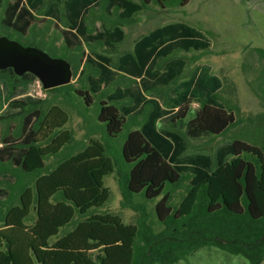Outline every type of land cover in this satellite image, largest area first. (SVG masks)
I'll list each match as a JSON object with an SVG mask.
<instances>
[{"label": "trees", "instance_id": "1", "mask_svg": "<svg viewBox=\"0 0 264 264\" xmlns=\"http://www.w3.org/2000/svg\"><path fill=\"white\" fill-rule=\"evenodd\" d=\"M60 1L61 9L53 1L43 11L45 0H0V31L43 35L44 28L35 29L36 13L63 21L65 28L58 36L52 33L50 40L42 41L58 47L72 75L79 74L74 81L44 88L51 99H15L10 105L17 111L0 116L9 123L21 120L24 132L18 142L8 134L1 136L0 174L12 180L0 181V264H174L211 246L259 264L264 259V129H260L264 114L258 116L256 126L259 142L234 138L213 155L183 156L187 136L222 135L236 122L234 111L202 102L182 132L158 127L168 110L155 99H145L140 93L133 95L130 107H123L117 98L124 91L116 87L114 97L107 95L119 72L135 78L150 74L155 58L167 62L166 70L143 88L169 89L186 65L185 59L171 55L178 50L205 51L210 42L203 32L183 21L159 25L120 55L116 69H111V57L87 54L84 63L94 66L95 74L86 73L85 67L78 69L74 60L82 46L80 35L88 38L86 15L97 5H104L109 17L119 10L111 26L105 23V15H96L104 29L92 40L110 46L124 37L122 20L129 21L150 5L183 7L189 0ZM60 37L62 42L57 44ZM255 51L264 62V48ZM200 53L191 61L200 58ZM0 77L15 88L35 75L16 74L6 67L0 68ZM258 89L264 102V82ZM72 93L82 97L85 105L97 96V120L105 126L99 139L90 137L82 147L66 127L68 112L54 101L68 99ZM189 104V99L179 104L174 119H185ZM111 173L117 176L122 206L140 213L134 223L101 209L110 195L104 177ZM178 190L184 194L176 200ZM137 193L145 199L161 195L155 204L163 225L160 231L147 222L143 206L131 203Z\"/></svg>", "mask_w": 264, "mask_h": 264}, {"label": "rangeland", "instance_id": "2", "mask_svg": "<svg viewBox=\"0 0 264 264\" xmlns=\"http://www.w3.org/2000/svg\"><path fill=\"white\" fill-rule=\"evenodd\" d=\"M11 1V0H9ZM57 2L58 10L62 8L60 0H45L47 3ZM154 6V5H153ZM97 11V10H96ZM98 13V12H96ZM50 15L36 13L35 29L44 28L46 33L32 36H22L13 30H1V35L19 41L25 46H35L51 57L61 58L62 53L58 47L44 43L43 38L50 40L52 33L59 35L60 28H64L63 21L59 19H48ZM94 20V19H93ZM190 23L200 31L210 42V46L200 53L199 51L179 52L177 56L184 58L195 56L200 53L196 62H189L186 69L169 89H155L145 91L138 80L122 74L118 76V82L109 87L107 94H115V87L120 89L129 88L132 92L144 91L146 99H155L162 107L168 110L158 120L159 128H178L185 131L186 121L194 115L202 102L221 107H227L234 111L236 122L231 125L222 135H205L196 138L187 136V148L183 156L193 154H211L222 145L230 143L234 138H242L250 143L259 142L256 135L259 124L258 116L264 114V102L259 97L258 86L263 84L262 67L264 62L258 57L255 48H264V0H189L183 7H167L163 10L154 8L143 10L133 17V22L124 25L126 37L123 42L117 43L113 48H106L102 43L83 44V47L75 51L74 60L78 63V69L86 68V73L95 74L96 69L89 63H84V54L92 51L103 53L112 57V68L115 69L117 56L124 50L132 48L133 41L142 33L166 22ZM99 27L100 22L90 23V27ZM35 36V37H33ZM36 38V39H35ZM57 44L61 40L55 41ZM63 58V57H62ZM14 73L22 74L18 68H12ZM24 73V72H23ZM71 77L70 81L78 78ZM57 83L44 81L45 87L57 86ZM51 93L45 92L42 82L35 75V78L26 83L12 88L6 79L0 77V116L15 113L17 108L10 105L15 99L32 100L48 97ZM106 97H104L105 99ZM190 100V111L182 120L174 119L178 105L184 100ZM90 105H85L82 97L75 95L68 96V99H54L60 103L68 112L69 119L66 127L73 133L77 146L86 145L90 137H98L104 124L97 120L99 111L98 97L92 98ZM105 101H107L105 99ZM125 107H130L133 100L126 97L121 100ZM121 110V114H122ZM0 120V145L1 136L8 134L13 142L21 141L24 132L21 131V120H12L10 123ZM178 122V123H177ZM260 129H264V120L260 121ZM255 136L252 137V134ZM108 139V138H106ZM120 138L117 142H120ZM226 156V158H228ZM10 175L0 174V181L11 180ZM104 185L110 190V195L104 206L101 208L118 214L124 222H136L140 213L131 206H122L123 197L119 182L115 173L104 177ZM184 190H178L174 194L179 199ZM161 197L145 199L142 193L133 195L131 203L135 206H143L149 222L155 231L163 227L158 221L155 211V204ZM174 264H252L247 258L240 255H233L217 247H202L193 254L181 259ZM264 264V259L259 262Z\"/></svg>", "mask_w": 264, "mask_h": 264}, {"label": "water", "instance_id": "3", "mask_svg": "<svg viewBox=\"0 0 264 264\" xmlns=\"http://www.w3.org/2000/svg\"><path fill=\"white\" fill-rule=\"evenodd\" d=\"M18 68L22 73L31 72L42 82L61 85L70 82L72 69L70 63L59 57H51L35 46H25L19 41L0 35V68ZM50 88V87H49Z\"/></svg>", "mask_w": 264, "mask_h": 264}, {"label": "crops", "instance_id": "4", "mask_svg": "<svg viewBox=\"0 0 264 264\" xmlns=\"http://www.w3.org/2000/svg\"><path fill=\"white\" fill-rule=\"evenodd\" d=\"M7 1H9V0H7ZM11 1H13V0H11ZM10 2V1H9ZM53 2V1H52ZM46 3V2H45ZM48 5H47V7H46V9L48 8V6H49V2L47 3ZM45 6H46V4H45ZM44 6V7H45ZM43 7V8H44ZM153 7L154 8H157V6H153V5H150V7L149 8H143V9H141L140 11H138L136 14H134V16L133 17H135L138 13H140V12H142L143 10H151V9H153ZM159 9V8H158ZM97 10V11H96ZM161 10H163V9H161ZM105 8H104V5H97L96 7H94V8H92V10L90 11V13H88L87 15H86V19H85V24H86V28H87V30H86V35L88 36V38L86 37V36H83L82 34L80 35V38H81V40H82V46L81 47H83V44L84 43H86V44H92V43H96V42H100V43H102L103 44V46H105L106 48H113L114 47V45H116L117 43H120V42H123L124 41V39H125V37H126V33H125V31H124V25H128V24H130L131 22H133V17L129 20V21H124V20H122V25H121V29L123 30V32H124V37L120 40V41H118V42H116V43H113V44H111L110 46L109 45H106L104 42H102V41H100V40H92V37L91 36H94L97 32H101L104 28H103V23H102V20L100 19V17L98 16V17H96V15H105V19L106 20H108V22H105L106 24H107V26H111V23H110V21H115L116 19H118L117 18V14H118V12H119V10H117V11H113V15L111 16V17H109V16H107L106 14H105ZM96 12H98V13H96ZM48 19H55V20H57L58 18H56L55 16H50ZM94 19V20H93ZM94 21H99L100 22V26L99 27H97V26H94V28L92 29L91 27H90V23L91 22H94ZM166 23H168V22H166ZM166 23H164V24H166ZM163 24V25H164ZM190 24V23H189ZM159 26V25H158ZM158 26H156V27H158ZM156 27H154V28H152V29H150V30H148L147 32H145V33H142V34H140L134 41H133V44H132V48L130 49V50H124L122 53H120L118 56H117V60H116V63H117V61H118V59H119V57H120V55H122L123 53H125V52H128V51H131L132 49H133V47H134V44H135V42L140 38V37H142L143 35H146L147 33H149L151 30H153V29H155ZM65 28V27H64ZM64 28H60V29H64ZM59 40H61V42H62V39H61V37H60V39ZM61 42H59V43H61ZM190 51H199V50H190ZM190 51H184V50H178V51H176V53L175 54H173V55H171V57H180V58H183V59H185V61H186V65H185V68H184V70L186 69V66L189 64V62H192L191 61V57H193V56H188V57H186V58H184L183 56H177V54L179 53V52H190ZM199 52H201V51H199ZM98 54V52H96V51H90V52H88L87 51V53H85L84 54V56L86 57V55L88 54V55H92L94 58H95V54ZM99 54H103V53H99ZM105 55V54H104ZM106 56H108V55H106ZM109 57H111V56H109ZM111 59H112V57H111ZM172 59V58H171ZM199 59V58H198ZM197 59V60H198ZM196 60V61H197ZM196 61H194V62H196ZM166 61L165 60H163V59H159V58H155V59H153L152 61H151V63H150V65L152 66V68L153 69H155V70H151L150 69V74H143L141 77H130L128 74H126L125 72H119V74L117 75V82H118V76H121L122 74H125V75H127V76H129L131 79H133V80H138V85H140L142 88H143V86H147V85H149L148 83H151L152 81H154L155 80V78L159 75V73H162V72H164V70H166ZM116 65V64H115ZM150 66V67H151ZM111 69H113L112 68V63H111ZM115 69H116V67H115ZM184 72V71H183ZM182 72V73H183ZM153 73V74H152ZM145 79V81H143ZM116 82V83H117ZM115 83V84H116ZM117 87V86H116ZM115 87V88H116ZM120 89V88H119ZM144 89V88H143ZM122 91H124V96L123 97H119V98H117V99H119V101L121 102V100L122 99H124V98H126V97H130L132 100L134 99L133 98V95H137V94H142L143 95V90L141 89V91H139V92H137V93H135V92H132L129 88H123V89H121ZM130 90V92H128ZM146 91V90H145ZM149 91H152V90H149ZM115 92V91H114ZM115 94H116V92H115ZM115 94H112L111 93V95L110 94H107V95H110V96H112V97H114L115 96ZM143 97L145 98V96L143 95ZM146 99V98H145ZM134 102V101H133ZM133 104V103H132ZM131 104V105H132ZM121 106H123V107H125L122 103H121ZM162 118V117H161ZM160 118V119H161ZM178 123V122H177ZM2 145V144H1ZM0 145V146H1ZM8 175V174H7ZM11 177V176H10ZM12 178V177H11ZM12 180V179H11Z\"/></svg>", "mask_w": 264, "mask_h": 264}]
</instances>
